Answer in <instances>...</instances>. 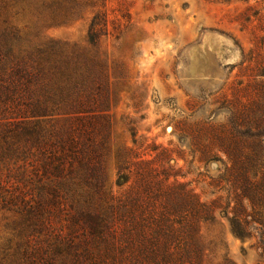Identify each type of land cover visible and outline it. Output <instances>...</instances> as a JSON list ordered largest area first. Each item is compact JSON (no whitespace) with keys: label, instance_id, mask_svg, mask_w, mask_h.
I'll list each match as a JSON object with an SVG mask.
<instances>
[{"label":"rangeland","instance_id":"rangeland-1","mask_svg":"<svg viewBox=\"0 0 264 264\" xmlns=\"http://www.w3.org/2000/svg\"><path fill=\"white\" fill-rule=\"evenodd\" d=\"M22 7L10 20L32 27ZM62 9L34 33L106 67L113 193L128 186L115 184L126 149L211 207L203 264H264V211L246 199L264 170V0H64Z\"/></svg>","mask_w":264,"mask_h":264},{"label":"trees","instance_id":"trees-1","mask_svg":"<svg viewBox=\"0 0 264 264\" xmlns=\"http://www.w3.org/2000/svg\"><path fill=\"white\" fill-rule=\"evenodd\" d=\"M63 2L0 0V264H203L212 209L191 190L121 149L115 184L128 186L113 193L106 67L34 33ZM17 3L32 27L10 20ZM255 171L246 199L263 215Z\"/></svg>","mask_w":264,"mask_h":264}]
</instances>
